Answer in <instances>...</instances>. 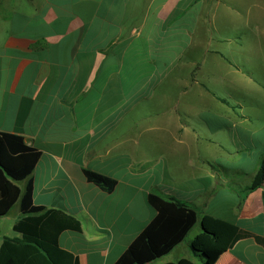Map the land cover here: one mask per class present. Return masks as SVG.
<instances>
[{
	"label": "crops",
	"instance_id": "1",
	"mask_svg": "<svg viewBox=\"0 0 264 264\" xmlns=\"http://www.w3.org/2000/svg\"><path fill=\"white\" fill-rule=\"evenodd\" d=\"M0 133L39 152L32 203L79 221L58 237L78 264H114L150 194L197 219L149 264L195 262L205 229L207 264H264V188L244 192L264 155V0H0Z\"/></svg>",
	"mask_w": 264,
	"mask_h": 264
},
{
	"label": "trees",
	"instance_id": "2",
	"mask_svg": "<svg viewBox=\"0 0 264 264\" xmlns=\"http://www.w3.org/2000/svg\"><path fill=\"white\" fill-rule=\"evenodd\" d=\"M39 159V152L15 134L0 133V217L16 208L19 217L12 226L16 237H3L0 243V264H78L77 259L58 245L64 230L80 231L81 225L73 216L56 209L34 206L32 203L31 173ZM84 177L106 193L114 190L115 180L84 170ZM264 188V155L248 193ZM264 200V190L262 192ZM245 196L241 198L243 201ZM155 217L133 240L114 264H149L169 254L193 228L197 219L195 208L177 200L164 199L156 194L147 197ZM206 237L213 242L218 235L206 229L189 248L195 262L179 260L167 264H207L204 260ZM261 242L264 241L257 237Z\"/></svg>",
	"mask_w": 264,
	"mask_h": 264
},
{
	"label": "rangeland",
	"instance_id": "3",
	"mask_svg": "<svg viewBox=\"0 0 264 264\" xmlns=\"http://www.w3.org/2000/svg\"><path fill=\"white\" fill-rule=\"evenodd\" d=\"M17 216H18V211L16 208H14L11 210L9 215L5 217H0V243L3 237L12 238L17 236V234L12 230L13 223L17 218ZM196 233H197V227H195L190 232V237L193 238L196 235Z\"/></svg>",
	"mask_w": 264,
	"mask_h": 264
}]
</instances>
